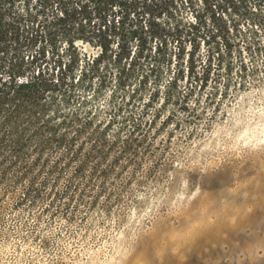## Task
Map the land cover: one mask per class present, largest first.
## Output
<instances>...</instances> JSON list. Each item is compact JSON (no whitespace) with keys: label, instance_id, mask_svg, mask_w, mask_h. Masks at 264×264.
Returning a JSON list of instances; mask_svg holds the SVG:
<instances>
[{"label":"trees","instance_id":"1","mask_svg":"<svg viewBox=\"0 0 264 264\" xmlns=\"http://www.w3.org/2000/svg\"><path fill=\"white\" fill-rule=\"evenodd\" d=\"M65 32L66 50L47 56ZM258 59L264 0H0V146L25 161L34 139L48 149L30 190L79 159L92 133L128 165L162 132L187 142L210 127L256 83Z\"/></svg>","mask_w":264,"mask_h":264},{"label":"rangeland","instance_id":"2","mask_svg":"<svg viewBox=\"0 0 264 264\" xmlns=\"http://www.w3.org/2000/svg\"><path fill=\"white\" fill-rule=\"evenodd\" d=\"M72 37L58 35L46 55L64 52ZM257 64L256 83L227 101L210 127L187 142L162 132L128 165L113 164L119 149L92 133L79 159L30 190L48 149L34 139L25 161L4 142L0 264H264V67Z\"/></svg>","mask_w":264,"mask_h":264}]
</instances>
